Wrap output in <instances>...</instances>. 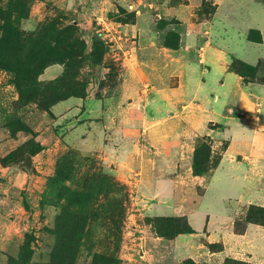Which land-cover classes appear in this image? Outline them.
Instances as JSON below:
<instances>
[{"label":"rangeland","instance_id":"rangeland-1","mask_svg":"<svg viewBox=\"0 0 264 264\" xmlns=\"http://www.w3.org/2000/svg\"><path fill=\"white\" fill-rule=\"evenodd\" d=\"M211 3L0 0V264H264L230 255L232 234L264 224V207L219 225L196 216L226 142L194 135L199 111L186 97L170 90L169 111L154 94L176 88L195 59ZM259 5L222 0L214 26L232 38L253 25ZM95 34L102 43L93 50ZM226 43L229 56L251 59L252 50ZM232 63L245 81L264 80V60L256 71ZM161 136L188 140L186 161L154 162L177 153ZM163 168L174 209L141 179L147 169L165 176Z\"/></svg>","mask_w":264,"mask_h":264},{"label":"crops","instance_id":"crops-1","mask_svg":"<svg viewBox=\"0 0 264 264\" xmlns=\"http://www.w3.org/2000/svg\"><path fill=\"white\" fill-rule=\"evenodd\" d=\"M250 1L255 5L260 3L255 18L251 19L253 25L238 28L235 35L229 38L230 33L225 25L214 26L222 0H212L211 4L215 9L210 16L211 20L208 21V29L202 28L205 32L202 33L201 40L203 42L205 40V44L196 39L198 44L193 45L196 57L193 61H186L183 64L176 88L159 89L154 93L161 102H166V110L171 107L168 101V98L172 97L170 90L178 92L179 97H186L187 102L195 104L196 111H199L196 112L197 126L193 125L194 135L206 136L213 143H220L221 140L226 142V147L219 153L216 165L207 172L205 193L200 199L202 211L196 213L197 215L195 212L187 215L190 224L198 220L195 215L198 217L202 215L205 224L219 225L225 221L228 223L233 217L235 219L238 211L247 209L249 205L264 207V80L245 81L243 76L234 71L232 68L234 57L232 54L229 56L227 52L229 46L226 43L232 40L236 47L245 46L253 51L249 54L251 59H244L245 62L238 59L246 64L257 66L264 60V0ZM241 4L242 1L228 3V6L231 5L228 11L241 9ZM250 30L259 33L261 38L259 42L248 39ZM200 122L203 123L199 124ZM207 122L210 127L206 126ZM183 129L184 124L180 128L178 126L179 134L183 133ZM159 140L165 148L175 150L178 154L153 155L151 159L154 162H166L171 159L178 162L186 161L180 148L188 140L177 139L175 136L168 138L161 136ZM173 140L175 141L172 142ZM128 157L122 155L118 160L126 161ZM158 162L154 167L158 168ZM162 170L166 174L167 170L165 168ZM153 171L147 169L145 172L147 175L144 174L145 177L141 176V179L144 183L148 182L150 188L147 190L152 194L166 193L164 196L172 208L174 205L170 196L174 189L170 180L163 179L168 175L158 177ZM197 178L205 179L203 175ZM187 204L184 202L183 207ZM233 240L235 252L230 254L233 257L240 252L246 259L257 257L259 261L260 258H264V248H259L264 241V224L246 222L240 232L232 234L231 241ZM238 243L239 248L236 247Z\"/></svg>","mask_w":264,"mask_h":264},{"label":"trees","instance_id":"trees-1","mask_svg":"<svg viewBox=\"0 0 264 264\" xmlns=\"http://www.w3.org/2000/svg\"><path fill=\"white\" fill-rule=\"evenodd\" d=\"M253 33H256V34H257V37H253V36H254ZM247 37H248L249 40L256 41V42H259V41L261 40L260 35L258 34V32L254 31V30H250V31L248 32ZM91 40H92V48H93V50L96 49V47L99 45V43H102V40L100 39L99 34H95V35L92 37ZM93 54H95V53H94V52L91 53V54H90V57H92ZM233 61L239 62L240 64H243V65L246 66V67H250V68L253 69L254 71H256V69H257V66H256V67L251 66V65L246 64V63H244V62H242V61H240V60H236V59H234ZM232 65H233V63H232ZM232 68L234 69V71H236V72L239 73L241 76H243V74H242L241 72H239L237 69H235L234 67H232ZM40 148H41V146H39V149H40Z\"/></svg>","mask_w":264,"mask_h":264}]
</instances>
